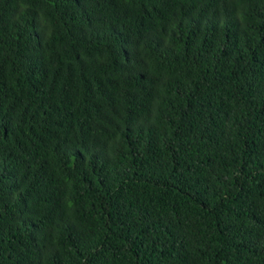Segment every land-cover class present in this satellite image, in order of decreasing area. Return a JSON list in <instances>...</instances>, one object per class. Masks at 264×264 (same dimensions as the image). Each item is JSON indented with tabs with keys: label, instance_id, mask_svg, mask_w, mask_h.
Returning <instances> with one entry per match:
<instances>
[{
	"label": "trees",
	"instance_id": "1",
	"mask_svg": "<svg viewBox=\"0 0 264 264\" xmlns=\"http://www.w3.org/2000/svg\"><path fill=\"white\" fill-rule=\"evenodd\" d=\"M0 264H264V0H0Z\"/></svg>",
	"mask_w": 264,
	"mask_h": 264
}]
</instances>
